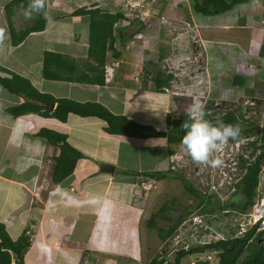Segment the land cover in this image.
Masks as SVG:
<instances>
[{"label": "crops", "instance_id": "0c3cea01", "mask_svg": "<svg viewBox=\"0 0 264 264\" xmlns=\"http://www.w3.org/2000/svg\"><path fill=\"white\" fill-rule=\"evenodd\" d=\"M11 1L0 0V27L10 36L6 46L0 49L3 70L0 77L17 75L39 93L56 100L99 104L114 116L152 131L165 132L166 136L143 138L110 134L106 132L104 120L72 113L65 122L37 113L14 117L9 109L23 103L37 104L49 113L56 111L57 103L11 93L0 85V223L13 240L29 231L28 224L43 225L41 221L47 214L63 224L54 232L47 229L52 237L50 246L46 245L49 247H42L45 240H31L24 264H31L41 254L55 264H80L98 254L115 259L127 254V258H132L142 252L141 221L150 198L138 195L133 188L134 181L141 179L143 176L138 177V174L143 173L165 174L162 179L176 180L168 164L169 147L174 150L175 145L170 146L167 137L170 122L178 119V115L173 99L157 83L158 79L167 78L163 60L175 52L198 51L202 58L200 69L209 78L212 97L264 101V67L261 65L264 26L258 10L260 0H246L215 15L195 12L194 0H155V12L146 22L120 10L119 0H48L47 11L55 23L45 21L42 31L30 33L16 46L11 42L5 12ZM95 8L124 16L113 26V48L105 54V66L114 63L116 66L110 80H104L103 84L95 81L102 68L89 55V17L75 13ZM10 14L15 31L33 25L34 20H26L21 8H13ZM136 34L143 36L145 44L137 41L130 47ZM193 39L199 45L194 46ZM113 51L119 55L115 57ZM85 78H91L92 83ZM48 104L52 106L47 107ZM41 129L66 135L67 142L83 158L77 161L73 174L67 179L59 184L51 180L52 187L42 200V213L35 206L30 208V215L28 210L23 215L20 210L29 207L31 192L40 186L42 170H50L52 179L53 163L59 155L58 147L36 136ZM102 164L113 165L115 172L119 169L121 174L100 173ZM128 179H132L131 184ZM99 181L118 182L116 195L112 192L109 196L112 187L107 183L105 191H99ZM127 188L130 198L134 199L132 202L123 195ZM154 197L152 195L156 200ZM6 219L11 220L9 226L4 222ZM116 222L118 227L110 228V223ZM81 223L86 229L78 235ZM53 241L58 245L52 244Z\"/></svg>", "mask_w": 264, "mask_h": 264}, {"label": "trees", "instance_id": "16d2710c", "mask_svg": "<svg viewBox=\"0 0 264 264\" xmlns=\"http://www.w3.org/2000/svg\"><path fill=\"white\" fill-rule=\"evenodd\" d=\"M244 1L246 0H194L193 7L194 11L197 13L205 15H215L220 12H225L234 5ZM27 3L28 0H13L9 5L5 7L11 35V42L14 46L22 42V40L30 33L42 31L45 27V20L43 18L37 17L33 21V25L31 27L19 32L14 30L10 23V13L12 12L13 8H21V5H24L26 7ZM75 13L77 15L85 14L89 17V55L94 57V59L98 62V66L102 68L100 77L95 81L98 82V84H103V81L105 80V54L108 50H112L113 48V26L120 18H123L124 16L119 13L112 15L107 12H102L97 8L91 9L89 11L80 9ZM113 54L115 57L119 55L115 51H113ZM0 71L3 72L1 68ZM45 74L46 72L44 73V75ZM171 78V75H167V78L165 80L158 79L157 83L160 87H168ZM82 80L84 81V79ZM85 80L88 83H92L91 78H85ZM0 85L11 93L24 94L30 98L40 99L45 102L57 103L56 111L53 113H49L37 104L23 103L9 109V112L14 117L37 113L43 117H53L62 122H65L68 114L72 113L81 117H97L104 120L107 123L106 132L110 134L146 138L150 137V135L146 134L145 132L152 131L148 127L136 125L135 123L123 117L114 116L104 107L96 103L80 104L67 99L56 100L50 95L41 94L35 88H33L27 80L14 74L11 75V78L0 77ZM206 118L209 119L208 117ZM187 120L188 119L185 117H179L178 119L170 122L171 128L169 130V136L167 137V142L170 146L181 144V139L185 134L184 130L181 128V125ZM216 121H222L226 124L235 123V119L231 114L224 119H219L212 122L215 123ZM254 127L255 126L251 124L246 126L244 134L256 136V140L250 143V147L253 149L251 155L253 156L257 150H259V153L256 155L255 161L247 167V172L244 175L239 186L237 187L235 195L240 194L242 196V203L241 201L238 204L230 202L228 205V207L237 209L241 212H246L253 204L254 198L256 196V187L259 182L260 166L264 161V126L260 128ZM36 136L45 139L48 144L59 148V155L55 158L51 180L54 184L61 183L73 174L77 161L82 159L83 155L67 142L66 135L59 134L55 131L47 129H41L36 134ZM173 151L174 150L169 147L168 153L172 154ZM138 175V177H149L157 181H160L165 176V174L158 175L154 173H143ZM173 176L180 182V184L183 185L186 192L190 193L196 198L201 199L202 202H204V198H202L200 194L193 189L194 185L192 184V182H189L183 174H175L174 172ZM206 202L207 206H210L212 200L210 198H207ZM168 208L169 205L167 204V202H165L163 205H161L160 209L150 215L147 222L148 228L158 229L161 241H164L167 237L170 238V236L177 230V227L182 223L187 215H189V212H183L177 218L176 222L168 228L166 234H162L163 230L156 228L155 222L157 218L164 217L162 216V214ZM196 208H200V206L198 205L196 206ZM204 208L205 207H203V209ZM203 209L201 208L200 211L208 212ZM210 210L211 212L213 211V209ZM210 223H214L213 225H215L219 232L223 231L224 228L227 229V232H231L228 226L224 227L223 225H220L219 219L213 221L210 220ZM263 233L264 232H261L258 235H254L253 231H249L239 238L226 237V239L224 240L213 241L210 244L199 245L191 247L187 250L176 251L174 252V261L169 263H167L164 258H161L160 254H155L152 259L147 262V264H181L182 260L186 257L211 251H215L217 253V264H264V246L254 242V240H259ZM0 239L3 242L4 248L9 249L13 252L15 264H24L25 256L29 248L31 247V239L29 237V234L23 233L17 239L13 240L10 238L8 232L6 231L4 224L0 223ZM249 246L250 251H248ZM85 263V260H83L80 264Z\"/></svg>", "mask_w": 264, "mask_h": 264}, {"label": "built area", "instance_id": "2783aa9c", "mask_svg": "<svg viewBox=\"0 0 264 264\" xmlns=\"http://www.w3.org/2000/svg\"><path fill=\"white\" fill-rule=\"evenodd\" d=\"M155 2V0H119L118 8L125 11L130 17L146 22L148 16L150 17V5L153 6ZM258 10L260 22L264 26V0H260ZM137 41L143 45L145 44L143 36L136 34L129 43L130 47H133ZM193 44L194 46L199 45L196 39H193ZM181 55L185 56L186 61L183 62ZM163 61L166 76L171 75L172 78L169 86L163 87L162 90L173 99L178 115L177 118L185 117L189 119V107L193 101L199 100L205 105V110L209 113L207 117L210 120L224 119L231 114L235 119L233 125L239 124L242 129V141L238 143L230 142L219 153L220 158L224 162L220 168L213 169L195 165L181 146L177 144L173 153L168 155L170 171L183 174L188 181L190 179L188 172L195 173L194 177L198 178L197 185L206 189L205 191H197L204 198V202L199 199L194 206V211L189 216L187 215L177 227L171 239V246L173 245V248L170 247L172 248L171 251L187 250L191 247L210 244L213 241L224 240L226 237L239 238L249 231H253L254 235L264 232V194H258L259 188L256 190L253 204L246 212L228 207L232 201V195L236 193L237 187L247 172V167L255 161L258 154L251 155L253 149L250 147V143L255 141L256 138L251 135H245L244 130L246 126L252 125L255 121L256 117L253 118V116H256L258 112L259 101L240 99L243 101L240 102V100L236 99L233 102H229L213 98L209 78L206 75L200 77L199 69L195 68V63L199 62L201 64L202 62L201 53L198 51H193L189 54L178 53V55L175 52L167 56ZM261 65L264 67V62ZM113 66H116V64L104 67L106 81L110 80ZM250 67L252 68L251 65ZM203 77L207 78L208 81L204 80ZM188 79L190 82L187 81ZM243 127L245 128L243 129ZM251 157H253L252 160ZM185 170H187L186 173ZM263 176L264 161L260 166L259 182ZM191 182L196 186L193 181ZM155 184V179L141 177L133 185V188L140 196L145 198L148 193L155 189ZM207 198L212 200L210 206H207ZM198 205L200 208H196ZM203 207L205 208L203 209ZM201 208L208 212L200 211ZM210 209H213V211L211 212ZM231 216L234 218L231 219ZM218 219L220 220V225L228 226L231 232H227L226 228L219 232L213 225L214 223H210V220Z\"/></svg>", "mask_w": 264, "mask_h": 264}, {"label": "rangeland", "instance_id": "374dc122", "mask_svg": "<svg viewBox=\"0 0 264 264\" xmlns=\"http://www.w3.org/2000/svg\"><path fill=\"white\" fill-rule=\"evenodd\" d=\"M151 6V12H150V16L151 13H154V5H150ZM149 18V16H148ZM174 37L177 36V34L173 35ZM173 37V38H174ZM185 54V53H183ZM178 55V53H177ZM180 57H182L183 62L186 61L185 60V56L181 55ZM195 68L199 69V76H205L203 75L204 70L202 71L200 69V63H195ZM204 80H207V78L203 77ZM187 81L190 82V80L188 79ZM189 84V83H188ZM214 97V96H213ZM215 98V97H214ZM216 100H222V101H229V102H233L235 101V99H226L223 100L221 99V97H217ZM228 102V103H229ZM240 102H243L242 100H240ZM260 103L259 108L257 109V113L255 121L252 123V125H254L255 127H263L264 126V101L262 102H258ZM254 127V128H255ZM245 127H243L244 129ZM249 136V135H248ZM251 139L256 138V136L250 137ZM259 153V150L256 151V154ZM253 159V157H251V160ZM49 163L52 162L49 161ZM54 165V163H53ZM187 170H185L186 173ZM194 171V170H193ZM47 172V171H46ZM44 172L42 170V174L40 175L41 179H39V184L40 186L38 188H36L34 191L31 192L30 194V199H29V207H25L22 208V210H20L22 213L21 214H27V212L29 211L30 215V208L31 207H35L38 206L37 208L40 209V212H43V204H42V200H44V198L46 199V193L47 191L52 187V183H51V176H50V170L47 172ZM190 175V179L189 182L193 181L196 186H194V190L196 191H205L206 189H204L203 187H201L200 185H197L196 182H198V178L194 177L195 173L192 174L191 172H188ZM120 171L119 169H116V172L114 174V176L120 175ZM187 175V176H189ZM129 180V179H128ZM132 182V179L129 180V182ZM138 180H135L134 182L136 183ZM131 182L129 184H131ZM106 183L107 186H111V190L109 193V196H112V192L115 193L116 195V188L119 187L117 185L118 182L116 181H112L110 184L109 181H99L97 183V187L99 189V191H105L106 188ZM91 188V187H89ZM258 189V194L262 195L264 194V176L261 178L260 182H258L256 190ZM129 188H127V190H124V194L126 196V198H128L131 202L132 200H134L133 198H130V192H129ZM185 189L182 190V186L180 184L179 181L177 180H172L169 178H165V179H161L160 181H157V185H156V189H153V191H151L150 193H148L147 197L149 198L147 200V205L144 209L143 215V220L141 221V249L142 252L136 254L134 257L132 258H127L129 256H125L127 254H123L121 255V258H117L115 259V257H111V256H100L99 254L97 256H95L94 258H91L90 260L85 261V264H147V262H149L152 257L155 254H160L161 258H164L166 260L167 263L169 262H173L174 261V252L171 251L173 248V245L171 246V241L169 240L170 238L167 237L164 241H161L160 237H159V233H158V229H150L147 226V222L148 219L150 217V215L152 213H155L158 209H160L161 205H163L165 202H167V204L169 205V208L162 214V216L164 217H159L156 219V228L162 229L163 233L162 234H166L168 228L174 224L177 220V218L183 213V212H189L192 213L195 209L194 206L196 205V203L199 201V198L196 197H191L190 195H188L186 192H184ZM174 194V196H173ZM176 194V195H175ZM152 195L155 196L154 198H156V200H154L152 198ZM121 196V195H120ZM159 196L161 198H159ZM201 196V195H200ZM232 203L238 204L241 201L242 196L240 194L238 195H232ZM158 199H160L158 201ZM128 200V201H129ZM123 202V201H121ZM242 203V201H241ZM42 204V205H41ZM145 205V203H144ZM43 206V207H41ZM28 210V211H27ZM27 211V212H26ZM41 212V213H42ZM45 212V211H44ZM112 212V211H110ZM110 214V213H109ZM18 215V214H17ZM188 215V216H189ZM48 216V217H47ZM45 216V219H42V223L43 225H41L40 223L38 224H32L29 225V228H26L27 230H29V232H27V234H29V237L31 240H33L34 242H38L37 240L40 239L42 241L45 240L46 244L42 243V247H49L51 243H49L50 239L52 237L49 236L47 229L51 230L52 232H54V229L56 228H61V226L63 225L60 222V219H56L55 217H52V214ZM94 216V214H93ZM95 220H96V216ZM28 218H32V216H29ZM44 218V217H43ZM231 219L234 218L233 216L230 217ZM53 220V221H52ZM4 222L9 226L11 220H4ZM24 223V222H23ZM53 225H57V226H53ZM110 228H117L118 227V222L111 224ZM25 226V224H24ZM78 235H81L82 229H86L84 224H80V226H78ZM34 230L36 231V233L34 232ZM50 233V232H49ZM169 238V239H168ZM169 240V241H168ZM255 243L261 244L262 246H264V233L262 234L261 238L259 240H254ZM52 244L58 245L57 241H53ZM49 245V246H46ZM172 247V248H170ZM128 248H131V243H129ZM101 250H105L104 248H101ZM116 251V250H114ZM248 251H250V246ZM176 252V251H175ZM41 254L37 260L32 261L31 264H55L52 261L53 260H46L48 258H46L45 255ZM126 257V258H125ZM55 259V258H54ZM203 259V260H202ZM209 261V264H217L218 262V258H217V253L215 251H211V252H207L203 255H194L192 257H186L182 260L181 264H196L197 261ZM88 262V263H87ZM93 262V263H92Z\"/></svg>", "mask_w": 264, "mask_h": 264}, {"label": "clouds", "instance_id": "9594fccd", "mask_svg": "<svg viewBox=\"0 0 264 264\" xmlns=\"http://www.w3.org/2000/svg\"><path fill=\"white\" fill-rule=\"evenodd\" d=\"M47 5L48 0H28L26 7L24 5L20 6L21 13L29 21L40 17L48 24L55 23L53 17L47 11ZM8 40H10V36L7 30L0 27V49L6 46ZM208 115L209 113L206 112L205 105L201 101H193L188 109L189 119L181 125L185 134L181 139L180 146L195 165L216 169L222 167L224 163L219 153L230 142L238 143L242 141V129L239 124H226L222 121L213 123L206 118ZM173 235L170 236L169 240L172 239ZM203 254L205 253L197 255Z\"/></svg>", "mask_w": 264, "mask_h": 264}, {"label": "water", "instance_id": "95a60500", "mask_svg": "<svg viewBox=\"0 0 264 264\" xmlns=\"http://www.w3.org/2000/svg\"><path fill=\"white\" fill-rule=\"evenodd\" d=\"M52 105L48 104L47 107ZM149 135L166 136L165 132L159 131H147ZM99 172L106 175H113L115 173V167L109 164H102L99 166ZM0 264H15L13 252L4 248L3 242L0 239ZM196 264H209V261H198Z\"/></svg>", "mask_w": 264, "mask_h": 264}]
</instances>
